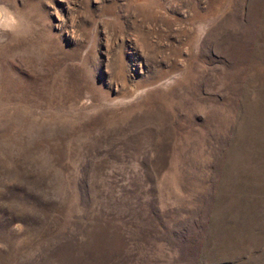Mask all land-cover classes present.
Listing matches in <instances>:
<instances>
[{"label": "rangeland", "instance_id": "374dc122", "mask_svg": "<svg viewBox=\"0 0 264 264\" xmlns=\"http://www.w3.org/2000/svg\"><path fill=\"white\" fill-rule=\"evenodd\" d=\"M0 264H264V0H0Z\"/></svg>", "mask_w": 264, "mask_h": 264}]
</instances>
